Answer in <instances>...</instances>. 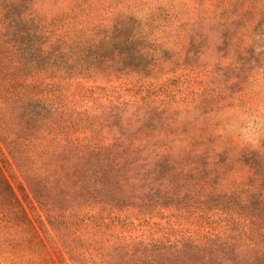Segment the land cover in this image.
<instances>
[{"label": "rangeland", "instance_id": "1", "mask_svg": "<svg viewBox=\"0 0 264 264\" xmlns=\"http://www.w3.org/2000/svg\"><path fill=\"white\" fill-rule=\"evenodd\" d=\"M0 264H264V0H0Z\"/></svg>", "mask_w": 264, "mask_h": 264}]
</instances>
